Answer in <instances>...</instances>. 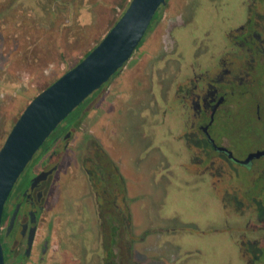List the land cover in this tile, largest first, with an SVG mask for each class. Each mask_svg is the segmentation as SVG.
Listing matches in <instances>:
<instances>
[{
  "label": "flooded vegetation",
  "instance_id": "af4514ba",
  "mask_svg": "<svg viewBox=\"0 0 264 264\" xmlns=\"http://www.w3.org/2000/svg\"><path fill=\"white\" fill-rule=\"evenodd\" d=\"M77 1L0 0V17L17 18L20 26L31 9L54 25ZM233 1L189 0L188 11L171 12L163 23L167 0L148 31L160 29L158 46L148 51L154 61L124 73L141 42L122 70L57 126L6 202L5 264H208L198 255L202 242L213 240L226 248L218 264H264V0ZM84 5L90 7L89 0H81L80 9ZM199 8L221 22V38L215 41L210 29L198 37L190 32L192 50L180 53L178 28L194 29ZM131 86L141 88V113L160 119L156 123L184 156L178 181L211 201L216 213L185 222L174 213L160 216L166 190L155 183L156 165L144 167L137 156L131 157L133 167L147 176L138 182L145 188L133 192L115 152L130 137L107 123L126 95L130 105ZM238 118L250 130L241 139L229 131L228 120ZM140 120L148 122L142 115ZM189 227L198 234H186Z\"/></svg>",
  "mask_w": 264,
  "mask_h": 264
},
{
  "label": "rangeland",
  "instance_id": "374dc122",
  "mask_svg": "<svg viewBox=\"0 0 264 264\" xmlns=\"http://www.w3.org/2000/svg\"><path fill=\"white\" fill-rule=\"evenodd\" d=\"M130 1L89 0L90 7L84 5L80 9L81 0H79L73 6V11H68L59 17L54 25L44 16H35L31 9H27L20 26H18L17 18H9L5 14L0 17V149L31 101L75 67L88 51L99 44L120 16L122 17L123 11ZM168 2L170 4L161 14L163 23L171 18L172 13L176 15L185 9L188 11L190 8L189 0H168ZM174 5L175 8L173 9ZM237 6L234 5V7ZM223 11L224 13L229 12L228 9ZM178 22H181L180 19ZM76 24L78 27L87 28L84 35L78 36V30L74 29ZM196 24L194 29L189 27L178 28V34L183 39L179 48L180 53L189 54L192 50L193 39L190 37V32L195 33L198 37L204 29H210L215 41H219L221 38V22L214 15L203 12L202 8L197 11ZM175 31L176 28L173 32ZM159 32L160 29L157 28V25L154 26L151 33L148 34L147 32L142 45L125 66L124 73L135 72V69L145 67L147 63L154 61L153 56L149 60L148 51L155 50L158 46ZM170 46L172 47V42ZM149 67L153 68V66ZM113 84L116 86L118 79L114 80ZM131 87L133 88H131L133 97L130 105L129 103L124 104L125 99H128L126 95L120 105L114 109L111 116L112 122L106 121L109 128L116 126L119 133L123 128V131L128 132L129 139H131L129 141L126 136V143L123 145L121 141L115 145V152L120 155L119 161L125 165L127 179L133 192L138 194L145 188L138 182L147 176L145 171L137 175L138 172L134 169L131 159L132 156H137L138 162L144 167L148 164L152 170L153 165H156L154 169L155 183H162L166 190L164 197L155 194L158 196L157 199L161 197L162 206L156 210L160 216L163 215L164 218H168L174 213L178 216L179 221L185 222L187 220L197 221L196 218L203 219L207 215L216 213L214 205L209 203L211 201L201 198L191 186L178 181L179 172H181L178 163L180 160L184 162V156L178 155V146L169 137L165 127L156 123L161 122V120L157 121V119L152 118L148 111L141 113L143 108L138 107L136 98L139 95L137 92L141 88ZM141 115L143 118H148L147 123L141 122ZM124 123L128 125L122 126ZM228 123L231 136L235 139H241L244 135L250 134V130L247 129L249 131L247 133L245 123L239 118L230 119ZM221 124L223 121H218V127ZM158 155L162 159L166 157L168 163L161 159L156 164ZM163 178L167 179L165 183L162 182ZM176 183L180 184V188H177ZM199 190H201L200 187ZM185 233L198 234L195 229L190 227L185 230ZM72 238L78 239L79 237L76 235ZM202 244V252L198 258L208 264H218L226 248L224 249L214 240L211 244L203 242ZM91 255H93L92 251L89 250L87 258H91Z\"/></svg>",
  "mask_w": 264,
  "mask_h": 264
},
{
  "label": "water",
  "instance_id": "95a60500",
  "mask_svg": "<svg viewBox=\"0 0 264 264\" xmlns=\"http://www.w3.org/2000/svg\"><path fill=\"white\" fill-rule=\"evenodd\" d=\"M166 5L167 0H132L101 42L36 96L15 123L0 149V264L2 216L14 185L57 126L122 70Z\"/></svg>",
  "mask_w": 264,
  "mask_h": 264
},
{
  "label": "trees",
  "instance_id": "16d2710c",
  "mask_svg": "<svg viewBox=\"0 0 264 264\" xmlns=\"http://www.w3.org/2000/svg\"><path fill=\"white\" fill-rule=\"evenodd\" d=\"M128 5H129V3H128ZM128 5H127V7H128ZM127 7H126V9H127ZM126 9L123 11V14L125 13ZM123 14H122V15H123ZM120 17H121V16H120ZM119 19H120V18H119ZM119 19H118V20H119ZM118 20H117V21H118ZM154 20H155V18H154ZM154 20H153V22H154ZM153 22H152V23H153ZM77 25H78V24H76V26H75L74 29L78 30V31H77V32H78V36H82V35H84L85 32H86V29H87V28H84V27H78ZM99 43H100V42H99ZM95 47H96V46H95ZM95 47H94V48H95ZM94 48H92L90 51H88V52L85 54L84 58H85V57H86V56H87V55H88V54H89ZM84 58H82L79 62H81ZM79 62H78V63H79ZM78 63H77V64H78ZM77 64H76V65H77ZM76 65H75V66H76ZM118 73H119V72H118ZM110 242H111V241H110V237H109V236H106V247L109 248V243H110Z\"/></svg>",
  "mask_w": 264,
  "mask_h": 264
}]
</instances>
